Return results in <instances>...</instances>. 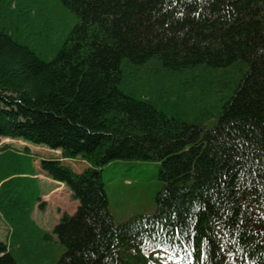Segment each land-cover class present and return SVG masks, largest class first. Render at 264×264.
<instances>
[{
    "label": "trees",
    "instance_id": "obj_1",
    "mask_svg": "<svg viewBox=\"0 0 264 264\" xmlns=\"http://www.w3.org/2000/svg\"><path fill=\"white\" fill-rule=\"evenodd\" d=\"M59 1L78 23L50 60L21 38L23 7H0V138L87 164L77 174L57 159L40 161L78 202L52 229L65 250L57 264H164L162 254L175 264H264V0ZM152 61L156 85L161 74L181 82L177 99L196 108L194 121L212 107L184 91L211 97L224 83L215 72L238 63L245 71L207 128L169 114L161 87L145 98L123 90L124 67ZM185 72L204 78L186 85ZM29 156L5 145L0 168ZM127 161L159 163L161 187L154 213L116 224L102 169ZM23 171L0 176V217L10 229L0 264H17L12 225L40 203L17 177Z\"/></svg>",
    "mask_w": 264,
    "mask_h": 264
},
{
    "label": "rangeland",
    "instance_id": "obj_2",
    "mask_svg": "<svg viewBox=\"0 0 264 264\" xmlns=\"http://www.w3.org/2000/svg\"><path fill=\"white\" fill-rule=\"evenodd\" d=\"M11 2L14 5L23 7L18 8L16 11L19 14L17 20L20 22L19 32L21 38L25 39V42L34 47L39 56L46 60H50L56 55L78 23L77 17L66 10L59 0H0V7L9 5ZM28 11H30V21L25 19ZM124 65L126 66L127 63L124 62ZM158 69V64L155 61L140 70L139 67H124L125 85L123 90L134 97L145 98L151 95L159 96L158 89L161 87L164 91L163 94L162 92L160 93L161 102L164 106L167 104L166 108L169 114L177 111L182 114L180 117L184 120L198 122L208 128L216 123L220 113L219 109L223 102L233 93L245 71V66L242 63H238L235 67L228 70L215 72L214 75L223 80L224 83L217 86L218 91L210 94L212 95L211 97H208L207 92L203 93L202 91H199L198 94L191 90L183 92V96L188 101H190L189 98L194 96V98L206 100L207 104L205 103V106L207 109L212 107V111H203L204 113L198 121L193 120L198 114L196 108H189L187 107L188 105L177 99L176 91L180 89L181 82L165 81L166 77L161 74L163 85H156V78L159 77ZM203 78L204 74L199 72L194 74L185 72L182 74V79L186 85H199V81L203 80ZM169 79L172 80L171 77ZM205 85L207 84L205 83ZM27 144L32 146V153L35 152L33 156L47 152L45 147ZM5 145L11 149L24 151V145L26 144L20 140L0 138V148ZM51 154L54 155V153ZM50 159H52L51 156H48L47 160ZM53 159L59 160V156H55ZM29 161L31 164L32 158L23 161L22 164L17 166L9 165L4 170L0 168V176L2 173L13 171H28ZM62 164L70 167L77 174L87 167L80 159L64 161ZM159 166L160 164L157 162L139 163L127 161L113 162L102 169V181L108 197L109 211L116 224H121L135 215L154 213L156 209L155 197L161 187V182L158 180ZM27 186L29 191L34 192L33 187ZM25 194L27 193L25 192ZM71 197L70 194V197L67 195L62 198L59 218L62 214L72 215L75 212L78 202ZM50 212L51 216L48 221L39 224L43 229L42 234L34 229L28 223V220L24 218L17 225H12L14 229L12 254L17 264H57L59 261L65 250L55 236L52 235L51 229L58 220H53L54 214L52 211ZM8 232L9 230L5 223L0 219V241L6 242ZM163 257L165 259L164 264L176 263L164 254L160 255L158 260H163Z\"/></svg>",
    "mask_w": 264,
    "mask_h": 264
},
{
    "label": "crops",
    "instance_id": "obj_3",
    "mask_svg": "<svg viewBox=\"0 0 264 264\" xmlns=\"http://www.w3.org/2000/svg\"><path fill=\"white\" fill-rule=\"evenodd\" d=\"M24 148L28 149L30 153L29 157L32 158V161L31 164L29 163L28 171H23L24 173L17 175V177L23 176L27 178L31 187L34 188V191L36 192L37 196L40 198V202L44 203L41 205L39 203H35V205L32 207L31 214L28 218V223L34 229H36L40 234H42L43 229L40 227L39 224L40 223L43 224L48 221L49 217L51 216L50 211H52V213L54 214V215L52 214L53 220L59 219V214H60L59 209H61L62 207L60 205V202L62 201L63 197H66L67 195L68 197H70V192L65 187V185L53 181L41 171L40 161L42 159L46 160L48 156H51V158L55 157L51 154V150L46 148L47 152H43L40 155L36 154L35 156H33L35 152L32 153L33 152L32 146L26 144L24 145ZM0 219L4 222L2 217H0ZM6 227L10 231L7 225Z\"/></svg>",
    "mask_w": 264,
    "mask_h": 264
},
{
    "label": "bare ground",
    "instance_id": "obj_4",
    "mask_svg": "<svg viewBox=\"0 0 264 264\" xmlns=\"http://www.w3.org/2000/svg\"><path fill=\"white\" fill-rule=\"evenodd\" d=\"M51 153H54V155L53 156H58V154H59V151H52L51 150ZM9 233V232H8ZM7 238H8V235H7Z\"/></svg>",
    "mask_w": 264,
    "mask_h": 264
}]
</instances>
